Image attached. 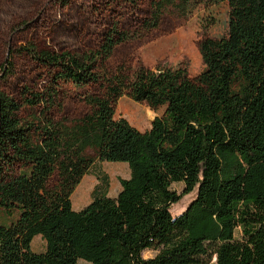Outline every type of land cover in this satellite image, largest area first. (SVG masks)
Returning a JSON list of instances; mask_svg holds the SVG:
<instances>
[{
    "label": "trees",
    "instance_id": "obj_1",
    "mask_svg": "<svg viewBox=\"0 0 264 264\" xmlns=\"http://www.w3.org/2000/svg\"><path fill=\"white\" fill-rule=\"evenodd\" d=\"M121 1L147 5L151 23L157 13L185 19L211 0ZM226 1L229 33L201 41L199 75L160 63L134 83L136 102L166 106L145 132L92 100L129 33L113 29L85 53L23 48L43 76L18 97L0 90V264H264V0ZM70 98L82 116L67 114ZM74 145L95 146L100 162L126 163L131 176L109 197L99 172L80 210L69 199L41 204L32 169L52 172ZM174 183L185 184L183 195ZM37 237L42 253L32 250Z\"/></svg>",
    "mask_w": 264,
    "mask_h": 264
},
{
    "label": "rangeland",
    "instance_id": "obj_2",
    "mask_svg": "<svg viewBox=\"0 0 264 264\" xmlns=\"http://www.w3.org/2000/svg\"><path fill=\"white\" fill-rule=\"evenodd\" d=\"M228 12L226 0H211L196 3L185 19L157 13L149 23L147 5L136 9L121 0H0V90L18 97L43 76L23 48L90 52L100 47L108 32L117 29L130 37L107 61L105 83L96 89L92 100L111 105L117 118L148 131L152 122L165 114L166 106L154 101L136 102L132 97L134 83L160 63L175 69L185 67L192 77L199 75L203 70L199 45L206 37L228 35ZM84 109L75 98L67 101L66 112L72 118L82 116ZM99 172L109 176L112 185L108 192L112 194L121 187L120 179L131 176L126 163L100 162L95 146H69L52 172L32 169L37 201L50 207L63 199L85 205L91 201ZM171 190L183 195L185 184L174 183ZM193 196L184 195L172 213L181 214ZM2 218L14 234L23 232L15 217ZM32 250L45 251L40 237L34 239ZM154 255L152 251L143 254L145 258ZM210 264H216V258Z\"/></svg>",
    "mask_w": 264,
    "mask_h": 264
},
{
    "label": "crops",
    "instance_id": "obj_3",
    "mask_svg": "<svg viewBox=\"0 0 264 264\" xmlns=\"http://www.w3.org/2000/svg\"><path fill=\"white\" fill-rule=\"evenodd\" d=\"M110 185H112V184H110ZM115 189H116V190H115V193H114V194H112L111 192H108V196H109V197H116L117 194L120 192L121 187H117V188H115ZM90 202H91V201H89V202H88L87 204H85V205H82V204H79V203H76V204H73V203H72V205H73V208H74L75 210H80V209L84 208L86 205H88Z\"/></svg>",
    "mask_w": 264,
    "mask_h": 264
},
{
    "label": "bare ground",
    "instance_id": "obj_4",
    "mask_svg": "<svg viewBox=\"0 0 264 264\" xmlns=\"http://www.w3.org/2000/svg\"><path fill=\"white\" fill-rule=\"evenodd\" d=\"M149 116H151V115H149Z\"/></svg>",
    "mask_w": 264,
    "mask_h": 264
}]
</instances>
